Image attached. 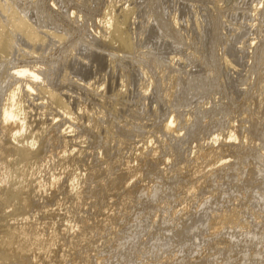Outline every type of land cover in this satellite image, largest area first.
Here are the masks:
<instances>
[{
    "label": "rangeland",
    "instance_id": "374dc122",
    "mask_svg": "<svg viewBox=\"0 0 264 264\" xmlns=\"http://www.w3.org/2000/svg\"><path fill=\"white\" fill-rule=\"evenodd\" d=\"M110 1H14L16 8L24 11V14L28 13V17L31 14L30 17L36 16L37 21H33V24L38 31L62 37L43 36L44 44L33 45V51L41 59V66L52 68L48 73L52 79L50 84L57 92L59 89V93L67 95L65 100L74 102L72 111L77 113V106L81 105L91 116H99L100 111L109 116L101 120V125L106 128L99 131L103 138L99 142L101 149L98 150L92 142L80 144L82 140L78 139V144L88 154L78 156V153H73L71 157L76 159L70 160L71 164L66 167L57 164L52 171L41 169L36 173L32 165L17 161L15 157L3 158L4 162L7 161L11 181L10 186L5 188L6 197L10 196L13 188L25 187L27 190L24 194H15L0 206V215H5L4 218L0 216V243L7 244L10 224L18 229L27 223L29 229L38 228L44 240L48 239L52 230L60 233L52 246L54 253L45 252L46 244L41 245V249L36 251L37 256H41L36 261L34 257L31 258L28 264H48L51 261L63 264L62 256L66 254L70 255L73 264H84L82 254L86 252L98 254L100 264H264V104H260L264 98V26L261 31L257 29V21L248 13L257 0ZM260 1L256 4H260ZM109 3L113 6L114 3L124 5L123 9L126 10L130 5L129 8L133 10L134 15L131 14L130 21L123 26L127 34L135 32V37L132 35L134 50L130 54L125 53L118 42H111L109 49L103 51L90 40L97 21L110 12ZM48 6L53 13L48 11ZM117 6L115 9L121 8ZM72 9L79 11L83 22L69 19ZM3 15L2 21L8 19ZM174 16L180 22L176 34L170 33V26L167 27ZM262 21L264 19L261 18L258 28ZM3 23H9V19ZM157 23L161 34L154 41L150 38V29ZM9 27L4 30L10 33ZM13 32L11 36L19 31ZM15 35L16 40L13 39L11 44L16 42L14 47L24 48L18 44L19 36ZM251 43L256 45L254 49L248 48ZM89 44L92 47L89 48ZM2 54L0 81L2 77L5 78L9 68L19 62L16 52L8 50L5 58ZM142 68L148 70L149 77L156 85L165 81L168 86L167 75L172 70L177 72L178 88L171 101L165 99L164 86L152 90L148 96L150 100H145L140 89L141 81H147L142 76ZM162 70L166 71L165 75ZM125 72L128 76L123 80ZM194 76H198L199 81ZM90 84L106 94L104 100L100 96L87 95L84 87ZM120 91L122 94L119 95ZM5 93V89L1 88L0 106ZM46 97L41 91L34 103H44ZM47 104L44 106L50 109L36 110L32 104L26 103V112L32 117L45 114L50 123L52 115L61 114V110L52 103ZM172 112L180 119L191 114V121L182 130V140L171 139L168 143L171 149L158 152L155 169L145 171L144 177L138 181L144 182H140L142 185L147 183L154 186L152 191L135 193L128 203H124L121 197L123 190L112 196L87 192L83 199L70 194L68 180L74 174L84 176L86 172L94 171L91 176L93 181L104 178L107 181L108 178L103 175L107 165H111L110 168L115 165L119 170L123 168L122 163L124 165L128 160L133 162L131 147L144 148L150 139L155 143L153 147L160 146L158 139L162 138V125ZM82 118V124L90 120L86 115ZM243 118L245 121L241 128L240 120ZM116 124L126 125L128 130L125 135L120 133L122 131L117 132ZM229 125L237 127L241 134L248 133L255 143L250 141V146L225 148L228 150L224 149L225 152L220 150L219 154L226 157L230 167L226 172L220 171L218 175L210 176V180L208 178L197 189L196 196L188 197L192 183L186 162L192 164L196 146L208 148L213 133L225 134ZM41 131L39 135H45ZM80 136L82 134L77 137ZM107 139L114 145L111 142L102 146ZM216 147L221 148L219 144ZM166 153L172 156V160L164 164ZM132 164L136 166L135 162ZM141 164L139 162V166H143ZM230 164L236 166L235 169H231L234 166ZM156 166L162 169L161 172ZM209 169L206 168L205 172ZM53 171L56 174L65 172L56 191L39 194L44 199L38 197V201L32 200L33 195L28 188L36 186L40 179H48ZM243 172L247 175L241 177ZM136 182L133 181L130 188L133 186L136 189ZM100 197L106 199L99 202ZM108 204L110 208L106 207ZM40 206L46 209L41 210ZM234 209L240 210L239 215H232L233 219L228 220L226 215H230L229 212ZM40 212L44 215H38ZM223 213L225 217L222 222L216 220V216ZM220 223H223L222 235L215 242L226 241L228 244L213 247L214 240L209 242L207 234L210 228ZM231 223L235 224L234 232L226 230ZM74 225L87 227L85 238H80L81 234L76 239L70 237L74 234ZM10 241V246L14 248L21 244L17 236ZM71 241H74V245L70 244ZM0 264L16 263L1 259Z\"/></svg>",
    "mask_w": 264,
    "mask_h": 264
},
{
    "label": "bare ground",
    "instance_id": "6f19581e",
    "mask_svg": "<svg viewBox=\"0 0 264 264\" xmlns=\"http://www.w3.org/2000/svg\"><path fill=\"white\" fill-rule=\"evenodd\" d=\"M14 1L15 0H0V53L1 54L3 53L4 54L3 57L5 58V56L8 55V54H6L7 51L10 50L13 53L14 52L18 53L19 58H21V59L18 58V60H19L18 64L17 65L14 64L13 67L9 68L10 70L7 71L5 78L3 79V77H2L1 78L2 80L0 81V89L4 88L5 92H6L3 104L0 106V206L5 204V202L9 198L14 197L15 194L21 195V194H24L25 191L27 190V188H25V187H16V188L11 189L10 190V196L6 197L7 194L5 193V188L10 184L11 181L9 178V176H10L9 175V169H7V166H8L6 164L7 161H5L6 162L5 163L3 158H12L13 159L15 157L17 159V161L32 165L31 167L35 168L36 173H39V171L41 169H48V170L52 171L54 169L55 165H57V164L61 165L63 167H66L67 165L71 164V163H69L70 160L72 161V160L76 159V157H71V155L73 153H78V156L79 155L85 156L86 154H88L87 152H84V150H82V148H81L82 146H80V144L92 142L94 144V146L97 147L98 150L101 149L99 142L103 138L101 137V134L99 131H101L102 129L106 130V128L103 127L104 125L103 126L101 125V123L103 122L101 120L104 118H108V116H109L107 113L102 112V111L99 112V114H98L99 116L94 117L93 116L94 114L91 116V114L89 112H87L85 107H83L81 105L77 106L78 107L77 113L72 111V105L74 102L65 100V99H67V95L65 93L64 94L59 93V89L57 92L55 90L54 86H52L50 84L52 79L48 75V73L52 71L51 70L52 68L41 66L39 63V61L41 59L39 58V56L35 55L34 51H33V45L38 44V43L44 44L43 36H46V35L52 36L56 39H62V37L57 36V35H53V34L50 35L49 33L45 34L43 32L38 31V29H36V27L33 24V21H35V22L37 21L36 16L34 15V16L30 17L32 15L30 12L29 14H31V15L28 17V13L24 14L25 13L24 11L16 8V4L14 3ZM114 1H116V0H114ZM153 1H155V0H153ZM153 1H151V2L154 3ZM257 1H256V3H257ZM261 1H260V4L259 3L258 4L255 3V5L253 4L254 7H252V9L250 11H248L249 16L253 17L254 21H257L256 23L258 24V26H259V21L261 20V18H262V20L264 19V0L262 2ZM108 2L109 1H107V3ZM110 2H113V0ZM54 4H56V3H54ZM109 4L110 5H108V6L110 9V12H108V14L106 13L107 14L106 17L103 16L102 17L103 19L100 18L97 21L96 30L94 29V31H92L93 34L91 33L92 35H90V36L88 35V36L90 37V40L92 41L93 45L96 44L98 46V48H102L103 51L108 50L110 43L115 41V42H118L119 45L121 46V48H123L125 50V53L130 54L134 50V44L132 41L133 40L132 37L133 36L135 37V34H134L135 32H133V33H131V35H129V34H127V32H124L123 26L127 25L128 21H130V17H131L130 15L133 14V10L131 11L132 8H129L130 5L127 6L128 9L126 10V9H123L124 5L123 6L122 5L117 6L118 4L116 5L114 3V5L117 6V8L121 7L120 9L119 8L115 9V6H113L111 3H109ZM52 5H53V3H52ZM29 6L31 7V5H29ZM17 7H19V6H17ZM26 9L27 8H25V10ZM50 9H52V8L49 7L48 11H50ZM54 9H56V8H54ZM33 11H34V9H33ZM50 12H52V11H50ZM3 14L6 15V18L9 19V23H7L8 19H6L5 21L1 20V19H3V18H1V16ZM69 19L72 20V22H75V21H77L78 23L83 22V16L79 13V11H77L75 9L71 10L70 15H69ZM133 21H134V19H133ZM3 22H6L8 25L7 24L5 25V23H3ZM179 25H180V22H179L178 17L175 18V16H174L173 20L169 22V25L167 27L170 26L169 27L170 33L176 34ZM7 26H10L9 31H11V32L14 31L13 33H15L16 31L17 32L19 31L18 33H15V34H17L19 36V38L17 37L19 39L18 44L24 46V48L19 49V47H20L19 45H18L19 47H14V45L17 44L16 42L14 45L11 44L12 40L15 39L16 37H13L15 34L11 36V32L9 33L7 31V29H6V31L8 33L4 30V28H6ZM258 26H257V29H259L261 31L263 29L262 27L264 26V22L262 25H260V28H258ZM11 27L13 28V30H11ZM200 27L201 26H199L198 29H200ZM160 29L161 28H160V25L158 23L156 25H153V27L150 29L151 30V32H150L151 40L155 41V39H157V37L160 36V34H161ZM166 30H168V29H166ZM163 32H164V30H163ZM178 33H180V32H178ZM164 34H165V32H164ZM17 35H15V36H17ZM176 36H178V35H176ZM40 42H42V43H40ZM255 46L256 45H254V43H251V44H249L248 48L254 49ZM90 47H92V44H89V48ZM115 56H116V58H119L117 55H115ZM0 57L2 58V56H0ZM1 64H3V63H1ZM43 64H45V63H43ZM170 70H172V69H170ZM164 71L162 70L163 75L166 74V73H164ZM141 72H142V76L145 78V80H147V81H141V86H140L141 95L143 97H145V100H150V98H148V96L152 92V90L157 89V87L163 88V86H164L163 91H164L165 99L168 102L171 101V99L175 95L176 89L178 88L177 80L179 79V75L177 74V72L175 73L174 70H172V72H170V73H169V71L167 72V74L169 73L167 75V78H166V80L168 81V84H167L168 86L165 85V81H162L161 84L156 85V83H154L152 77H149V73H148V70H146V68H142ZM126 74H128V73L125 72L124 75H126ZM127 76L128 75L123 76V80ZM194 77H196V76H194ZM197 79H198L197 81H199L200 78H197ZM125 83H126V81H125ZM126 85L125 86L123 85V86L126 87ZM84 88H86L85 91H86V93H88L87 95H91L92 97L100 96L101 99L104 100V98H105L104 96L106 94H104V92L101 93V90H99V87H94V85L90 84ZM41 91L47 96L46 101H44V103H38V104H37V102L34 103L36 96H38L39 92H41ZM124 93H126V92H124ZM118 94L120 95V94H122V92L120 91V92H118ZM26 103L32 104V107H34V108L36 107V110L37 109H43V108L46 109L47 108L46 105H48L47 103H50V104L52 103L53 105L58 106L60 108L61 114L52 115L51 122L49 123L47 121V118L44 117L45 114H42L43 116H41L40 114H38V116L35 115L34 117L30 116L29 113L26 112L27 111L26 110L27 107L25 106ZM44 104H46V105L44 106ZM260 104H264V98L261 99ZM47 109H50V108L48 107ZM85 115L90 120L87 122V124H82V119H83L82 117H84ZM190 117H191V114H188L185 119H180L176 114H174L172 112L162 125V128H161L162 129V131H161V137L162 138L158 139V144H160V146L153 147L155 145V143L153 142L152 139H150L149 141H147L145 143L144 148H141V147L137 148L134 146L131 147L130 150L134 153L133 162L128 160L124 165L122 163L123 168H121L119 170H117L114 167L115 165H113L112 168H110L111 165H107L106 169L103 171L104 177L108 178L107 181L105 180V178H104V180H101V181H96V182L93 181L91 179V176H92V173H94V171L86 172V174L84 176H83V174L82 175H75L74 174L68 180L69 181V188H70L69 192H70V194L75 195L79 199H83L87 192H92V193L98 192L99 194H105V196H107L108 194H109L108 196H112V194L118 193V191L123 190L124 192L121 195V197L123 198L124 203H128L129 201H132L133 195L135 193H141V194L145 193L146 194L149 192V190L152 191L154 186L152 187L151 185H146L147 183L142 185V183H144V182L140 181V182H142L140 184V182H138V181L141 180V177L145 174V171L147 173V172H150L151 170H153V168L155 169L156 160H157L156 154L158 152L162 151V149H164V150H166V149L170 150L171 149L170 144H168L169 141H171V139H174L178 142H180L182 140V136H184V135H182V130L184 127H186L190 123V121H191ZM33 118H34V120H33ZM93 120H95V123H92ZM248 120H250V118ZM244 121H245V118L240 120V124H241L240 127L241 128H243L242 124H244ZM111 123H112V121H111ZM43 125H45L46 127L45 128L42 127ZM40 126H41V128H39ZM116 126H117V132L122 131V132H120L121 134H123V135L126 134V131L128 130V128H126V125L118 126V124H116ZM106 127H108V126H106ZM237 129L238 128L235 127L234 125H229L225 134L218 133V132L213 133V136L210 139V143L208 144V148L203 146V145L196 146L197 148H195L196 150L194 151V158L195 159L192 160V164L190 165L189 162H186V164H185V166L188 167V169H190V171H189L190 173H188V174L190 175L189 177L191 178V183H192L191 189L187 193L188 197L192 198V197L196 196V194L198 193L197 189L202 184H204L205 181L210 176H213L216 174L218 175V173L220 171L226 172V169H228L227 167L229 166V164L226 161V157L219 154L220 150L223 152L225 148H227V149H239L243 146L244 147L250 146L249 142L250 141L253 142L248 133L246 135L244 133L241 134L240 133L241 131L239 132ZM40 130H42L41 132H44L45 135H43V133L42 134L40 133V135H39ZM129 131H130V129H129ZM80 134H82V136L77 137ZM128 134H129V132H128ZM167 137H168V139H167ZM74 138H76V139H74ZM149 138H151V137H149ZM78 139L82 140V142L80 144H78V142H77ZM111 142H112L111 140L109 141L107 139V140L103 141L102 146L109 145ZM113 143L114 142H112V145H114ZM253 143H255V142H253ZM217 144H219V146L221 147L220 149L218 147H216ZM87 145L88 144H86V147H87ZM75 147H78V148L76 149ZM70 149H72V150L69 151ZM227 149H225V150H227ZM249 151H251V150H249ZM236 152H237V150H236ZM240 152L242 153V151H240ZM252 152H254V150ZM244 153H245V149H244ZM99 154L102 155V153H99ZM228 154H229V152H228ZM242 155H243V153H242ZM242 155H241V157H242ZM155 157H156V159H155ZM232 157L234 158V156H232ZM171 158H172V156H170V155L167 156V153H166V158H165L164 164L169 163L172 160ZM236 158L239 159V157H237V156H236ZM200 160H201V162H199ZM163 161L164 160H162V162ZM134 162L136 163V166H134L132 164ZM139 162H140V164L142 162L143 166H139ZM162 162H160V163H162ZM235 162H237V160ZM237 163L239 164V161ZM237 163H234V164H236V166H237L238 165ZM230 165H233V164H230ZM159 166H160V164H159ZM236 166H234L231 169H235ZM206 168L207 169L210 168L208 172H205ZM114 169L117 170V172H115V171L113 172L112 170H114ZM144 169H146V170H144ZM156 169H158L160 172L162 170L161 168H158L157 166H156ZM158 170H156V171L159 172ZM251 171L254 172V169H252ZM157 172H156V174H158ZM245 172H247V171H245ZM245 172L242 173L241 177L243 176V174H245ZM154 173H151V174L153 175ZM63 175H65L64 171L61 174H56L53 171L50 174L48 179H46V180L40 179L37 182L36 186L28 188L31 191V194L33 195L31 197V199L34 201L35 200L38 201L39 199L41 200V198H42V197L41 198L39 197V194H45L51 190H54V192H55L56 187L59 186L61 183ZM158 175H160V173ZM163 175L165 176V174H163ZM245 175H247V174H245ZM159 177L162 178V176H158V178ZM247 179H248V176H247ZM135 180L137 181L135 183V185H137V187L135 189L132 186V188H133L132 189V188H130L131 187L130 184L133 181L135 182ZM164 180H166V179H164ZM209 180H210V178H209ZM91 181H93V182H91ZM91 183L93 184L92 188H91ZM121 192L122 191H120V193ZM38 197H39V199H38ZM44 198H42V199H44ZM99 199H100L99 202H103L106 198L100 197ZM107 206H109V204L106 205V207ZM110 207L111 206H109V208ZM185 208H184V210H186ZM39 209H41V210L46 209V207L40 206ZM146 209H148V208H146ZM187 209H188V206H187ZM46 211H48V209ZM46 211H43V213ZM52 212H54V211H52ZM109 212H110V210H109ZM41 213L42 212H40L38 215H40ZM229 213H230V215H226V217L228 218V220H232L233 219L232 215L238 216L240 213V210L234 209V210L230 211ZM53 214H56V213H53ZM0 216L3 218L5 217L4 214H1ZM224 217H225V214L223 213L221 215L216 216V220H221V222H222ZM105 220H107V219H105ZM9 226H11V227L7 230V234H8V238H7L8 240L6 241L7 244L4 245V243H2V242L0 243V260L2 259V261H4V262L13 260L16 264H28L29 260L31 258L33 259V257H34V260L36 261L37 258H39V256H41V254H39L37 256L36 251L38 250V248L41 249L40 248L41 245H45V244L46 245H45L44 251L45 252L48 251V253H50V254L54 253L52 246L54 245L55 240L58 239V237L60 235L59 232L52 230L50 232L48 239L44 240V236H42L40 234V230L38 228L29 229L30 226H29V224L27 225V223H24V225L18 229L15 228V225L12 226V224H10ZM222 226H223V223H220V224L209 229L211 231L209 232V234H207L208 235L207 239L209 242H212L214 240L213 245H211L213 247L224 246V244L225 245L228 244V242H226V241H220L219 239H221V238L218 239L220 242H215V239L220 237V235H222V232H221L223 229ZM86 228H87L86 226L81 227L78 225H74L72 231H74V234L77 232L79 234H77V235L73 234L70 237H72L73 239H76L81 234L80 238H85L86 237V235H85V232H86L85 229ZM226 230L227 231L228 230L233 231V232H234V230L236 231L235 224L231 223L230 226L226 228ZM63 233H65V232H63ZM237 233H239V232H237ZM15 236H17L18 238L21 239V244L16 248H14L13 246H10V242H11L10 240L15 238ZM236 236H238V234ZM240 237H242V235H240ZM224 240H226V239H224ZM70 244L74 245V241H71ZM82 256H83V263L84 264H92V262H94V261H96L97 263L100 264V262H101V258L99 257L98 254L91 255L89 252H86V253L82 254ZM69 257H70L69 254L62 256L63 264H73L72 261L69 259ZM48 264H55V263L51 261V263H48ZM192 264H194V263H192Z\"/></svg>",
    "mask_w": 264,
    "mask_h": 264
}]
</instances>
